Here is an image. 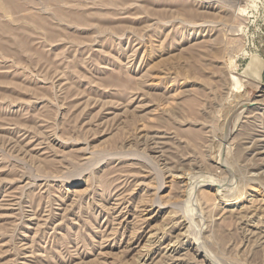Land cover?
<instances>
[{
	"label": "rangeland",
	"instance_id": "obj_1",
	"mask_svg": "<svg viewBox=\"0 0 264 264\" xmlns=\"http://www.w3.org/2000/svg\"><path fill=\"white\" fill-rule=\"evenodd\" d=\"M264 0H0V264H264Z\"/></svg>",
	"mask_w": 264,
	"mask_h": 264
},
{
	"label": "bare ground",
	"instance_id": "obj_2",
	"mask_svg": "<svg viewBox=\"0 0 264 264\" xmlns=\"http://www.w3.org/2000/svg\"><path fill=\"white\" fill-rule=\"evenodd\" d=\"M264 68V58L258 55H251L243 69L241 76L256 83L262 82L261 74ZM263 78V75H262Z\"/></svg>",
	"mask_w": 264,
	"mask_h": 264
},
{
	"label": "water",
	"instance_id": "obj_3",
	"mask_svg": "<svg viewBox=\"0 0 264 264\" xmlns=\"http://www.w3.org/2000/svg\"><path fill=\"white\" fill-rule=\"evenodd\" d=\"M263 72H264V68H263V71H262V74H261V79H262Z\"/></svg>",
	"mask_w": 264,
	"mask_h": 264
}]
</instances>
